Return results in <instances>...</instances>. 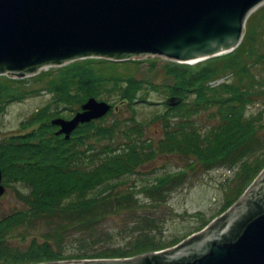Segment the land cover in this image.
<instances>
[{
	"label": "trees",
	"instance_id": "trees-1",
	"mask_svg": "<svg viewBox=\"0 0 264 264\" xmlns=\"http://www.w3.org/2000/svg\"><path fill=\"white\" fill-rule=\"evenodd\" d=\"M247 23L241 46L199 63L85 58L32 79L1 75L0 114L8 103L44 90L56 106L80 109L93 96L113 107L66 140L51 123L61 112L48 104L22 124V132L0 141L5 186L28 189L17 190L21 206L0 216V264L126 259L176 246L214 217L185 238L166 240L165 218L155 208L198 170H236L218 216L227 211L264 168V112L248 111L264 105V5ZM142 68L154 76L162 72L166 81L139 77ZM147 89L183 101L171 107L165 102V111L139 120L134 106L154 103L142 93ZM121 105L133 114L122 117ZM203 112L216 120L204 130L196 120ZM153 123L162 137L147 136ZM173 154L184 168L162 176L142 171L158 156Z\"/></svg>",
	"mask_w": 264,
	"mask_h": 264
},
{
	"label": "water",
	"instance_id": "water-1",
	"mask_svg": "<svg viewBox=\"0 0 264 264\" xmlns=\"http://www.w3.org/2000/svg\"><path fill=\"white\" fill-rule=\"evenodd\" d=\"M264 0H0V76L26 78L85 58L148 56L186 64L241 46ZM167 106L183 98L171 96ZM113 103L90 97L69 118L51 119L71 138ZM118 111V107H114ZM0 156V198L7 194ZM227 211L176 246L136 257L40 264H264V168ZM37 264V263H32Z\"/></svg>",
	"mask_w": 264,
	"mask_h": 264
},
{
	"label": "rangeland",
	"instance_id": "rangeland-1",
	"mask_svg": "<svg viewBox=\"0 0 264 264\" xmlns=\"http://www.w3.org/2000/svg\"><path fill=\"white\" fill-rule=\"evenodd\" d=\"M158 57L148 56L138 59L147 60L148 58L156 59ZM140 70L142 71L138 72L139 77L149 78L154 76L150 73H145L146 70L143 68ZM26 78L32 79V77ZM153 79L158 85L166 81L162 72L154 76ZM30 86L31 89L39 87V85L34 84ZM143 91L142 93H146L149 101H153L154 103L150 105L146 102L139 103V105L134 106V111L137 119L149 121L155 113L158 114L166 110L165 102H167L166 100L169 96L162 92V90L160 92L153 89ZM52 97L50 93L44 90L41 93L33 92L31 95L28 94L22 100L17 99L10 104L8 103L7 109L0 114V141H4L5 138L14 135V133L22 132V124L30 119L34 112L40 108H45L48 104L53 106L51 107L52 111L60 110L63 118L72 117L76 113L78 105L56 106L53 104ZM258 110L264 112V105L257 104L252 107L250 106V109H248L252 113H256ZM121 112V116L126 118L133 114L132 110L125 108L124 105H121ZM196 120H198L197 122L203 130L214 126L216 123V120H212L207 112L198 115ZM147 133L148 137L160 138L164 132L158 123H153ZM185 164V161L179 155H163L158 156L151 164L142 167V171L151 173L155 170L156 175L162 176L166 172H174L175 170L184 168ZM190 173L184 183L185 185L178 187L171 194L165 206L160 205V207L155 208L157 213L165 218L163 237L166 240L177 239L178 237L185 238L189 233L203 227L213 217L217 218L216 216H218L223 206L227 204L229 195L232 194L229 186L234 183L236 170L219 167L206 172L198 170ZM134 176L140 177L139 174ZM17 190L28 193V189L21 184H17L15 189L7 187V194L0 198V216L6 215L13 208L21 206L22 202L17 195Z\"/></svg>",
	"mask_w": 264,
	"mask_h": 264
}]
</instances>
